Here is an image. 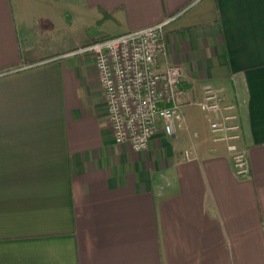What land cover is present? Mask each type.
<instances>
[{
	"label": "crops",
	"instance_id": "obj_1",
	"mask_svg": "<svg viewBox=\"0 0 264 264\" xmlns=\"http://www.w3.org/2000/svg\"><path fill=\"white\" fill-rule=\"evenodd\" d=\"M160 23L186 103L136 151L94 56L68 53ZM208 84L237 104L246 175L212 139ZM0 264H264V0H0Z\"/></svg>",
	"mask_w": 264,
	"mask_h": 264
},
{
	"label": "built area",
	"instance_id": "obj_2",
	"mask_svg": "<svg viewBox=\"0 0 264 264\" xmlns=\"http://www.w3.org/2000/svg\"><path fill=\"white\" fill-rule=\"evenodd\" d=\"M164 26L111 35L68 53L94 56L115 141L128 143L136 151L148 148L160 120L168 135L175 134L186 103L183 65L159 66L167 49ZM198 104L209 119L212 139L228 143L236 174H248V151L239 146L242 125L237 104L209 84Z\"/></svg>",
	"mask_w": 264,
	"mask_h": 264
},
{
	"label": "trees",
	"instance_id": "obj_3",
	"mask_svg": "<svg viewBox=\"0 0 264 264\" xmlns=\"http://www.w3.org/2000/svg\"><path fill=\"white\" fill-rule=\"evenodd\" d=\"M107 18H114V11H104L103 13V17L102 19L98 22L99 24H101L100 22H102L103 20L107 19ZM90 31L94 32H101L98 26H92L90 27ZM111 35L109 34H104L102 33L98 38H96L95 40H100V39H105L110 37Z\"/></svg>",
	"mask_w": 264,
	"mask_h": 264
}]
</instances>
